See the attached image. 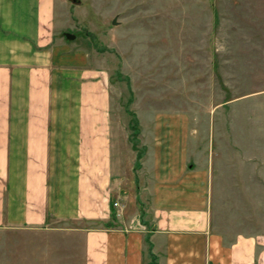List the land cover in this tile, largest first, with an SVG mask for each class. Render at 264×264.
Masks as SVG:
<instances>
[{
	"label": "crops",
	"instance_id": "1",
	"mask_svg": "<svg viewBox=\"0 0 264 264\" xmlns=\"http://www.w3.org/2000/svg\"><path fill=\"white\" fill-rule=\"evenodd\" d=\"M62 2L0 0V227L94 222L84 264H264V234L214 223L212 151L184 125L124 177L110 75L63 43Z\"/></svg>",
	"mask_w": 264,
	"mask_h": 264
},
{
	"label": "rangeland",
	"instance_id": "2",
	"mask_svg": "<svg viewBox=\"0 0 264 264\" xmlns=\"http://www.w3.org/2000/svg\"><path fill=\"white\" fill-rule=\"evenodd\" d=\"M62 1L63 43L110 75L124 177L158 123L182 124L196 154L212 151L214 223L264 234V0ZM95 226L0 227V264H84Z\"/></svg>",
	"mask_w": 264,
	"mask_h": 264
},
{
	"label": "trees",
	"instance_id": "3",
	"mask_svg": "<svg viewBox=\"0 0 264 264\" xmlns=\"http://www.w3.org/2000/svg\"><path fill=\"white\" fill-rule=\"evenodd\" d=\"M133 116H134V120L130 121V128L132 130V134L130 135V141L132 142V146L134 145V147H135L134 143H135L136 138H134V137L138 135L139 129L137 127V119H136L135 115H133ZM143 154H144V149H143V151H139V149H137V156L135 159V167L134 168H138L140 166V159L142 158Z\"/></svg>",
	"mask_w": 264,
	"mask_h": 264
},
{
	"label": "water",
	"instance_id": "4",
	"mask_svg": "<svg viewBox=\"0 0 264 264\" xmlns=\"http://www.w3.org/2000/svg\"><path fill=\"white\" fill-rule=\"evenodd\" d=\"M70 2H72V3H74V4H79L80 2H81V0H69ZM116 21L115 20H113L112 21V23L114 24ZM65 36L67 37V38H70V37H73L74 36V34H72V33H65Z\"/></svg>",
	"mask_w": 264,
	"mask_h": 264
},
{
	"label": "built area",
	"instance_id": "5",
	"mask_svg": "<svg viewBox=\"0 0 264 264\" xmlns=\"http://www.w3.org/2000/svg\"><path fill=\"white\" fill-rule=\"evenodd\" d=\"M112 204H113L114 207H117L116 215L121 214L122 207L120 206V202H118L117 200H115Z\"/></svg>",
	"mask_w": 264,
	"mask_h": 264
}]
</instances>
